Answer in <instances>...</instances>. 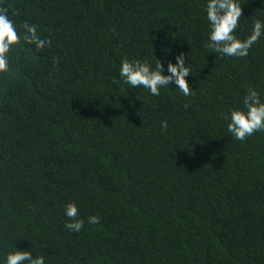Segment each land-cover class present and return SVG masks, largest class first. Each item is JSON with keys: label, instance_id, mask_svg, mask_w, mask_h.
Listing matches in <instances>:
<instances>
[{"label": "trees", "instance_id": "1", "mask_svg": "<svg viewBox=\"0 0 264 264\" xmlns=\"http://www.w3.org/2000/svg\"><path fill=\"white\" fill-rule=\"evenodd\" d=\"M206 4L0 0L20 36L0 74V259L16 247L45 264H264V132L241 142L224 119L249 88L264 100V36L246 57L214 53ZM240 4L244 39L264 0ZM25 22L50 44H26ZM181 52L187 97L117 83L124 58L166 68Z\"/></svg>", "mask_w": 264, "mask_h": 264}, {"label": "clouds", "instance_id": "2", "mask_svg": "<svg viewBox=\"0 0 264 264\" xmlns=\"http://www.w3.org/2000/svg\"><path fill=\"white\" fill-rule=\"evenodd\" d=\"M206 20L208 22L207 47L214 53L224 57H246L249 50L264 36V21L254 20L251 32L246 38L236 35L239 21L242 17L240 0H207ZM20 27L25 30L23 40L26 44L35 43L46 47L50 41L37 32L36 26L25 22ZM17 25L9 18L8 9L0 8V74L10 70V53L18 44ZM190 69L186 67L184 53H178L174 62L167 61V67L157 59L153 68L149 62L139 59L124 58L119 65V81L131 88L142 87L152 96L160 95L162 88L174 85L175 89L185 97L191 94L188 82ZM228 121V133L238 141L243 142L256 132H264V100L255 88H249L242 98V107L230 109L224 114ZM168 127L167 121L161 122V128ZM68 218L65 228L70 232L79 233L84 227V220L78 219V208L75 203H68L64 208ZM89 224H98L100 217L96 215L87 218ZM0 264H45L44 256L33 255L29 250H15L5 254Z\"/></svg>", "mask_w": 264, "mask_h": 264}]
</instances>
